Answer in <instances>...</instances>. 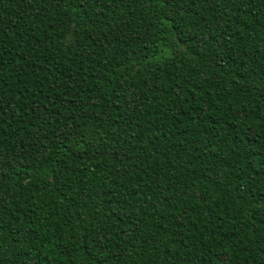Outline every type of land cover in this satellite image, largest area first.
I'll return each mask as SVG.
<instances>
[{
	"label": "trees",
	"instance_id": "trees-1",
	"mask_svg": "<svg viewBox=\"0 0 264 264\" xmlns=\"http://www.w3.org/2000/svg\"><path fill=\"white\" fill-rule=\"evenodd\" d=\"M0 264H264V0H0Z\"/></svg>",
	"mask_w": 264,
	"mask_h": 264
}]
</instances>
